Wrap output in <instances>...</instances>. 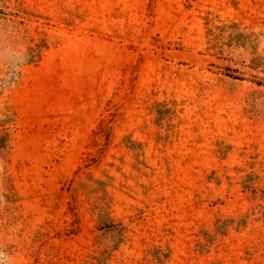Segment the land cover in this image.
<instances>
[{"label":"rangeland","instance_id":"obj_1","mask_svg":"<svg viewBox=\"0 0 264 264\" xmlns=\"http://www.w3.org/2000/svg\"><path fill=\"white\" fill-rule=\"evenodd\" d=\"M0 264H264V0H0Z\"/></svg>","mask_w":264,"mask_h":264}]
</instances>
